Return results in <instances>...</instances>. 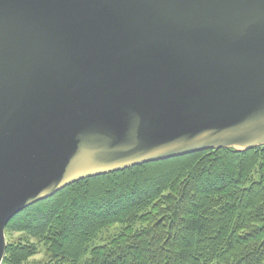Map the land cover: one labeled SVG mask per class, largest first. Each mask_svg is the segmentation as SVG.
Wrapping results in <instances>:
<instances>
[{
  "label": "water",
  "instance_id": "obj_1",
  "mask_svg": "<svg viewBox=\"0 0 264 264\" xmlns=\"http://www.w3.org/2000/svg\"><path fill=\"white\" fill-rule=\"evenodd\" d=\"M260 146L264 0H0V264L73 183Z\"/></svg>",
  "mask_w": 264,
  "mask_h": 264
},
{
  "label": "trees",
  "instance_id": "obj_2",
  "mask_svg": "<svg viewBox=\"0 0 264 264\" xmlns=\"http://www.w3.org/2000/svg\"><path fill=\"white\" fill-rule=\"evenodd\" d=\"M1 264H264V146L84 179L15 215Z\"/></svg>",
  "mask_w": 264,
  "mask_h": 264
},
{
  "label": "rangeland",
  "instance_id": "obj_3",
  "mask_svg": "<svg viewBox=\"0 0 264 264\" xmlns=\"http://www.w3.org/2000/svg\"><path fill=\"white\" fill-rule=\"evenodd\" d=\"M6 240V238H5ZM43 250L41 249V252L39 254H37L36 256H34L33 258H31V260L27 263V264H33L34 262H37L41 259H43Z\"/></svg>",
  "mask_w": 264,
  "mask_h": 264
}]
</instances>
